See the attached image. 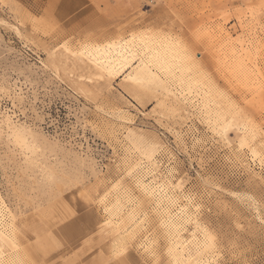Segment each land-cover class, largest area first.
<instances>
[{"label": "rangeland", "instance_id": "obj_1", "mask_svg": "<svg viewBox=\"0 0 264 264\" xmlns=\"http://www.w3.org/2000/svg\"><path fill=\"white\" fill-rule=\"evenodd\" d=\"M128 38L175 46L164 110L128 93L142 55L71 61ZM261 118L264 0H0V264H264Z\"/></svg>", "mask_w": 264, "mask_h": 264}, {"label": "bare ground", "instance_id": "obj_2", "mask_svg": "<svg viewBox=\"0 0 264 264\" xmlns=\"http://www.w3.org/2000/svg\"><path fill=\"white\" fill-rule=\"evenodd\" d=\"M153 40L150 41L151 52H149V47L146 46L147 38L146 39L144 38L143 41L134 38V42H133V38L130 39L128 38V40L121 39L116 42L112 40V42H109L108 44L106 43L107 45L103 44V45H96L89 47L86 49V52L84 54L95 64L96 67L94 66V64L93 65H89V64L87 65V63L82 64L83 63L82 60L80 62L78 60L76 61L74 59H71L70 56L69 58L71 59L72 62H74L73 64L75 66H78L80 69L86 70L88 72H95L103 79L104 83L108 85L110 80L116 76L115 75L116 70L124 72V70L131 67V62L135 60L136 57L142 55L141 58L138 59L139 61H141L140 65L136 66L135 70L132 73H130L126 78L128 80V85H127L128 93L131 94V96L135 97L136 99H139V101H141L140 99H142L144 96H150L151 99H156L159 102L160 108H163L162 105H164L163 104L165 102L164 98L167 92L165 89L164 80H166V82L168 83L169 81L176 82V84L178 83L179 85L180 83L184 84L188 82L189 84L190 82L186 81L184 77L185 72L180 68V63L178 61V58L177 59L175 58V53H176L175 46L171 45V43L164 42L163 43L165 45V49H164L160 45L161 42H156ZM106 41L108 42V40ZM154 44L156 45L159 44L160 46L158 45L154 47ZM160 51H163V53H161ZM144 59H147V61ZM169 63L172 64L171 67ZM141 87L147 91L141 92L140 90ZM189 91L191 92V90ZM170 105L173 106V111H177L179 109L177 108L176 105L173 104ZM171 110L172 109H170V111ZM226 129H223V131L225 132ZM146 145L147 143L142 139H140L136 147L145 151L144 153L145 155L149 157H153L155 153L154 150L153 149L147 150ZM144 197H147V195ZM111 205L116 210L120 209V204L117 203L116 201H114V203H112ZM139 205H141L140 207L143 209L144 207H146L147 202L145 200H141ZM132 218L133 216H130L128 220H131ZM170 223H171V228L174 229L173 232L180 231V228L177 225L176 221L175 222L170 221ZM174 254L175 252L173 253V255Z\"/></svg>", "mask_w": 264, "mask_h": 264}, {"label": "snow or ice", "instance_id": "obj_3", "mask_svg": "<svg viewBox=\"0 0 264 264\" xmlns=\"http://www.w3.org/2000/svg\"><path fill=\"white\" fill-rule=\"evenodd\" d=\"M251 134H252L253 138H255L257 134H259L260 141L262 144H264V118H261V122L258 126L253 125V127L251 129ZM213 239H214V237H211L210 234L206 233V241H205L204 247L205 248L209 247V244L207 241L213 240ZM115 255L117 257H123L124 253L123 252H117V253H115ZM115 264H139V262L132 257H125L122 259H117Z\"/></svg>", "mask_w": 264, "mask_h": 264}]
</instances>
